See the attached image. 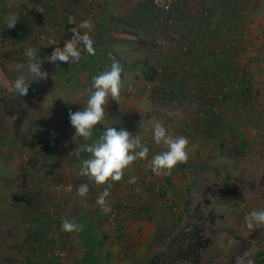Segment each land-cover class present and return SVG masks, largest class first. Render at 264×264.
Masks as SVG:
<instances>
[{"label":"rangeland","instance_id":"374dc122","mask_svg":"<svg viewBox=\"0 0 264 264\" xmlns=\"http://www.w3.org/2000/svg\"><path fill=\"white\" fill-rule=\"evenodd\" d=\"M180 2L181 0H175L172 11L164 14L161 12L163 16H160L152 0H0V264H79L82 256L85 258L82 264H115L111 258L109 260L101 257L102 250L87 255L81 250L80 255L73 251V242L70 240L73 231L67 232L62 228V221L73 223V205L77 209L81 206V214L76 212L79 217H84L86 210L88 212L87 206L98 212L92 216H99L103 212L92 206L97 198L93 200L90 194L81 197L77 192L80 181L86 179L89 185L95 182L79 174L82 162L88 159L90 154L81 151L85 146L82 138L73 142L74 129L70 126L69 116L73 112L83 110L93 77L109 71L114 61L119 62L123 69L120 95L117 101L109 98L105 119L102 125L96 126L94 135L87 144L97 140L105 127L124 128L133 136L136 135L140 119L144 116L136 113L133 115L138 116L137 127L134 128L124 126L122 122L124 119H131V115L124 112L129 107L126 110L121 108L130 105L131 100H137V111L141 110L144 115H153L150 106H155L156 99L157 104L162 106L171 103L169 96L164 93L158 94L157 97L150 94L144 98L138 96L139 90L131 89V86L138 88L136 84L144 80L145 62L149 67H156L158 64L162 67L158 58H161V52L166 46V22L171 19L173 11L181 6ZM91 4L93 8L90 7ZM73 11L77 13L76 22L79 28L85 24L91 26V31L84 34L93 39L96 54L83 56L79 67L58 70L47 60L52 52L42 48L39 41L48 42L54 51L63 53L65 47L72 43L64 25L69 13ZM134 11L137 13L136 20L129 24L122 23L123 20L131 21V13ZM248 17L249 20L251 16ZM253 18L251 21L255 28L259 21L264 19V0H258L256 3ZM13 20H16L15 26L9 27L8 23ZM248 20H243L242 23L246 24L245 21ZM125 27L137 32L146 46L124 42L122 31ZM27 30H32V35L25 41L20 42L14 37V34ZM262 39L261 34L254 31L249 42L255 46V41L261 44ZM158 41H161V44ZM255 50H258V55H254V59L258 57L260 60L248 66V74L253 76V82L245 76L238 78L239 83L248 82L251 90L237 95L235 102L239 103L238 105L244 104L239 117L243 115L244 118H251L257 123L255 132L264 137V80L261 76L264 71V52L259 45ZM29 51L35 52L42 59V69L48 72L49 78L46 83L34 82L30 87L26 96L31 97L24 103L26 118L23 126L17 129L14 117L8 114L9 107L6 103L12 101L15 96L12 86L14 80L27 74ZM5 56H9V59H5ZM244 58L245 55L240 57V60L243 61ZM3 64L10 78L3 71ZM239 65L244 68L242 64ZM160 80L158 77L157 82L161 83ZM216 107L217 116H220L223 113V105ZM147 120H150V117ZM220 130L221 128H218L216 133L220 134ZM145 133L146 136L149 135ZM54 134L60 138L55 143ZM31 141H44L61 146L69 152V156L57 159L38 154L24 143ZM217 155L224 157L225 151L221 149ZM231 156L236 158L233 153ZM224 161L228 163L225 159ZM235 165L240 166V170H235L237 177L219 175L220 180L213 181L206 174L194 175L198 177L197 185H201V189H197L196 195H193L195 206L189 216H194L199 222L208 220L201 241H206L202 248L205 251L204 257L212 263L264 264V225L249 229L247 219L242 217V222L238 223L230 218L233 202H241L239 197L244 196L245 192L249 194L248 198L255 200L252 211H264V169L259 170L258 177H253L252 174L257 168H261L258 161H255L254 169L251 170L249 162L246 165ZM129 167L136 170L134 162ZM244 169L247 172L243 171ZM151 178L150 174L141 173L139 178L134 179L136 184L143 186L149 183ZM187 184L191 189L194 186L190 175ZM222 188L233 192L223 193ZM140 193L138 192V196ZM142 198H146V194L142 195ZM149 198H153V195L147 196V199ZM137 206L139 205L134 207ZM222 210L225 212L222 213ZM116 212L113 210L110 213ZM188 222L189 218L185 219L184 225ZM148 223L150 237L154 239L157 226L161 225ZM89 228L96 229L94 225H89ZM38 233H46L40 243L35 237ZM173 236L170 234L169 241ZM91 242H94V238ZM166 249L167 246L160 244L157 253L152 252L151 257L144 256V264H150L154 255L162 254ZM45 250H49V254L45 255ZM141 258L136 257L129 264H140ZM120 264L128 263L122 261Z\"/></svg>","mask_w":264,"mask_h":264},{"label":"crops","instance_id":"0c3cea01","mask_svg":"<svg viewBox=\"0 0 264 264\" xmlns=\"http://www.w3.org/2000/svg\"><path fill=\"white\" fill-rule=\"evenodd\" d=\"M257 2L258 0H181V6L173 11L171 19L166 22V46L161 52V58H158L162 67L159 64L156 66L158 76L160 74L161 78V83L157 82L156 84L158 93L169 96L171 103L162 106L157 104L158 100L156 99L155 106H150L153 115L148 113L144 115L141 110L137 111V100H131L130 105H124L125 108L121 107L123 110L129 107L124 112L131 115L130 121L129 119L122 120L124 126L137 127L138 116L133 117V115L136 113V115L144 116L142 120L140 119L141 123L137 134L140 135L141 143L145 146L147 144L149 156L146 159L135 160L136 170L134 167L126 168L120 181L111 182L112 186L108 188L110 195L106 201L110 209H112V205H133L135 207L139 205L137 209H139L140 215H143L145 206H151L152 203L158 202L159 204H155L158 207L153 205L154 209L157 208L155 212L158 215L161 207L173 203L177 205L173 212L166 208L168 220H171L167 223H171L175 219V221L180 220V217L185 221L189 216L186 214L187 209L195 206L193 195L194 193L196 195L197 189H201V185H197L198 177L194 175L206 174L213 181L220 180L219 175L237 177L235 170H240V166H236V163L246 165L249 162L251 170L254 169L255 161L260 163L261 168L258 167L252 176L258 177L259 170L263 171L264 137L255 132L256 122L251 118H244L243 115L239 117L238 114L244 104L238 105L239 103L235 100L237 101V95L242 93L237 92L236 88L233 89V84H237L240 77L245 76L247 80L253 82V76L248 74V66L252 62L260 60L258 57L254 59V55L258 53V50L254 51V48L259 45L264 52V19H261L255 28L251 21L254 20ZM204 7H208L206 8L208 10L213 9L217 16L213 19H206L203 16ZM248 16H251L249 20ZM243 20H248V22L245 21L246 24H244ZM254 31H258L263 37L261 44L255 41V46L249 42ZM158 43L161 44V41ZM243 55L245 58L242 61L240 57ZM262 62L264 63V59ZM239 64H242L244 68L242 69ZM261 76L264 80V71ZM245 83L248 85V82ZM222 91H225V95L228 94L226 101H222L223 98L219 97L223 95ZM216 97L218 102L215 103ZM219 104L223 105V113L216 116L213 113V108ZM148 117L150 120H147ZM156 123L162 124L173 137L183 136L189 141L188 161L178 164L174 168L176 170H172L170 175H156L151 170L153 156L167 150L166 146H156L152 135ZM218 128H221L220 134L216 133ZM189 130L191 132H188ZM212 131H214L213 134ZM145 132L149 135L146 136ZM137 134L134 136H138ZM221 149L225 151L224 157L217 155ZM231 153L236 155V158L232 157ZM229 167L231 172H229ZM243 171L247 172L245 169ZM141 173L151 175L149 183L139 186L140 184L128 182L132 178H139ZM189 175L194 184L192 189L187 184ZM98 187V191L102 190L101 192H103L107 184ZM136 191L145 193H140L138 196ZM161 193L165 194V199L156 200L157 196H161ZM145 194L146 198H142V195ZM151 194L153 198L147 199V196ZM248 197L249 194L245 192L244 196L239 197L241 202H233L231 220L239 223L242 222V217L247 219L255 205V200ZM96 201L92 206L102 211ZM87 208L88 212L86 210L85 216L81 217L82 215H80L79 217L76 212L81 214V206L77 209L73 205V224L78 226V230H74L70 237L73 242V251H77L80 255L79 250H81L87 255L96 250H102L101 257L109 260L111 258L115 264H120L122 261L129 264L139 256L142 257L139 263L144 264V256L151 257L152 252L157 253L160 244L166 247L170 234L178 233L180 227H175L173 232H168L167 241H163L161 238L158 239L157 226L156 236L152 239L150 226H147L148 221L142 218L138 220V223H133L125 217L128 211L124 209L121 215L122 222L120 221L122 231L119 234L116 228L118 224L106 220L108 212L92 216L98 212H94L92 207L87 206ZM221 209L223 208L221 207ZM223 212L225 210H222ZM180 214H184V216ZM86 215H90V217L87 218ZM89 225H94L96 229L89 228ZM142 225L145 226L142 227ZM119 237H123V239L120 240ZM92 238H94L93 243L91 242ZM125 239L126 241H124ZM127 245L130 246L129 251L132 253L125 256ZM129 257L135 258L130 259ZM83 262H85V258L82 256L78 263L82 264ZM73 264L77 263L73 262Z\"/></svg>","mask_w":264,"mask_h":264},{"label":"clouds","instance_id":"9594fccd","mask_svg":"<svg viewBox=\"0 0 264 264\" xmlns=\"http://www.w3.org/2000/svg\"><path fill=\"white\" fill-rule=\"evenodd\" d=\"M15 23L16 20H13L8 23V26L14 27ZM80 31L88 33L91 31V26L85 24L80 28ZM72 40L73 42L65 47L63 53L54 51L47 57L48 62L58 70L60 68L79 67L85 52L89 56L96 54L93 39L87 37L82 39L78 35H73ZM27 57V74L18 76L12 85L15 93L21 97L28 94L34 82L46 83L49 78L48 72L42 69V59L35 52L29 51ZM122 71L119 62L114 61L109 71L93 77L86 106L83 107L82 111L73 112L69 116L70 126L74 129L72 137L74 143L78 138H83L85 141L91 139L96 126L102 125L109 98L117 101L120 95ZM153 138L157 145L166 146L167 149L153 156L151 170L154 174L170 175L178 164L188 161L187 147L189 141L186 137H173L162 124L156 123ZM59 139L56 134L53 135V143ZM81 151L90 154V156L82 162L79 174L89 177L97 185L107 184L96 201L104 213L110 211L106 198L110 195L108 188L112 186L111 182L120 181L124 175V170L135 160L146 159L149 156V148L141 143L140 135L133 136L127 129L118 130L116 127H105L99 138L93 143L86 144ZM128 182L135 183V179L132 178ZM77 192L81 197H86L89 192L88 184H81ZM260 225H264V211L249 213L247 227L252 229L254 226ZM62 228L67 232L78 230L77 225L67 220L63 222Z\"/></svg>","mask_w":264,"mask_h":264},{"label":"trees","instance_id":"16d2710c","mask_svg":"<svg viewBox=\"0 0 264 264\" xmlns=\"http://www.w3.org/2000/svg\"><path fill=\"white\" fill-rule=\"evenodd\" d=\"M91 1V0H90ZM153 4V3H152ZM91 8H93V5H90ZM155 9H157L156 7H154ZM208 8V7H206ZM205 9L203 16L206 19H213L216 15V12L213 11V9ZM92 10V9H91ZM159 12L160 16H163L161 11L159 9H157ZM206 12V13H205ZM136 11L131 13L132 16V20H123L122 23L124 24H129L131 22H133L134 20H136ZM77 18H76V12H70L69 16L67 18V20L65 21V31L68 35V37L70 38V40L73 42L72 37L73 35H78L80 36L82 39L86 38L87 36L82 33L80 31V28L77 25ZM160 25L162 24L159 23ZM167 24V23H166ZM126 29V30H125ZM122 31V40L124 42H129V43H138L141 45L146 46V44L140 39V36L137 32L133 31V30H129L128 28H125ZM32 35V30H27V31H21L20 34H14V37L16 39H18L20 42L21 41H25L26 39H28L30 36ZM88 38V37H87ZM39 45L44 48V49H49L50 52H54V48L52 46H50V44L48 42H44V41H39ZM95 46V44H94ZM88 55L86 52L83 54V56ZM5 59H9V56H5ZM147 62L144 63V69H145V74H144V80H147L149 82H154L157 81L158 79V71L156 69V67H149L147 66ZM3 71L9 76V73L5 67V65L3 64L2 66ZM10 78V76H9ZM143 80H141L139 82V84H136V86L138 88H136L135 86H131V89H136L139 90V94L138 96L141 97H147L148 95L152 94V95H156V97L158 96V88L153 87L151 90H147L145 87H140V83ZM238 81V80H237ZM237 84L239 83L236 82ZM237 84H233V89L235 90V88L237 89V92L239 91V93H243V92H250V85L248 84H243V83H239ZM247 85V86H246ZM232 90V89H231ZM225 91H222V96H219L221 99L223 98L222 101H226V99L228 98V94H224ZM229 92V91H228ZM30 95L29 96H19L15 93V96L13 97L12 101H9L6 103V106L9 107L8 108V114L14 117V124L16 126L17 129H20L23 124H24V120L26 118V110L24 109V103L27 102L30 99ZM129 97V96H128ZM220 105V104H219ZM216 106V105H215ZM213 108V113L217 116L218 114L216 113L215 109H217V107ZM82 141L85 142V145L88 143L89 140L85 141L82 138ZM26 145H29V148L41 155H44L46 157H52V158H57V159H63L69 156V152L58 145H55L53 143H49V142H44V141H31L29 142H24ZM80 181V180H79ZM89 181H87L86 179L82 180L79 182V184H88L89 186V192L88 194H90V196L92 197V199L94 200V197L97 198L102 192L98 191L97 187L99 185H97L96 183L90 184L88 183ZM99 188V187H98ZM78 189V188H77ZM234 189V188H233ZM228 191L233 192V190H224V188L221 189V192L229 194ZM152 193V192H150ZM149 194V193H148ZM165 199V194L161 193V196L156 198V200H164ZM190 203V202H189ZM155 204H159L158 202L156 203H152L151 206H145V212L143 215H140L139 209L135 208L133 205L130 206H117V205H112L111 208L113 210H116V214H111L110 212L113 211L111 210L110 212L107 213L108 216H106V220L107 221H111V223H115L117 225V231L120 234L122 231L121 228V222H122V218L121 215L123 214L124 209H126L128 212H126L125 217H127V219H129L131 222L133 223H138L139 219L141 220L142 218L147 220L148 222L154 224L157 222L158 225V231L157 234L159 235L158 239L161 238L163 241L166 240L169 236V234L167 235L168 232H173L175 227H179V232L176 233L170 241H168L167 244V249L164 253L162 254H156L153 256V258L150 261V264H214L210 261V259H207V257H204V253L205 251H203V245L204 242L206 241H201V239L203 238L202 233H204V229H205V225H206V221H197L195 220V217L192 216L190 218V216H188L189 218V222L184 225V221L182 220L183 218L180 217V220H173V222L171 223H167L171 220H168V210L169 211H174L176 209V204H167L164 205L163 207H161L162 209H160V212L157 213L160 216V219L158 220V215H156V210L157 208L154 209V206H157ZM119 205V204H118ZM154 205V206H153ZM158 207V206H157ZM166 208L168 210H166ZM193 206L189 207V209H187L186 214L190 215L191 212H193ZM84 212V211H82ZM85 213V212H84ZM212 214V213H211ZM181 216H184V214H180ZM115 216V217H114ZM114 217V219H113ZM114 220V221H113ZM199 220V219H198ZM121 221V222H120ZM212 221V220H211ZM64 221H62L61 223H63ZM130 229V228H127ZM207 229V228H206ZM42 232V231H41ZM49 232V231H47ZM190 232V233H189ZM46 233H38L35 235L36 239L39 241H42L45 238ZM120 240L123 239V237H119ZM203 240V239H202ZM126 241V239L124 240ZM55 248V246L53 247V249ZM130 246L127 245L126 246V254L125 256L129 255L130 253H132L131 251H129ZM44 254H49V250H45ZM136 257V256H135ZM135 257H129L130 259H134ZM127 258V257H125ZM129 262V261H127Z\"/></svg>","mask_w":264,"mask_h":264},{"label":"built area","instance_id":"2783aa9c","mask_svg":"<svg viewBox=\"0 0 264 264\" xmlns=\"http://www.w3.org/2000/svg\"><path fill=\"white\" fill-rule=\"evenodd\" d=\"M152 3L154 5V7H156L157 9H159L161 12L163 13H169L171 12L175 0H152ZM157 81L154 82H149L147 80H143L140 83V87H145L148 91L151 90L153 87H155ZM216 112H218V109H215ZM115 217V216H114ZM113 217V219H114ZM114 221V220H113Z\"/></svg>","mask_w":264,"mask_h":264}]
</instances>
